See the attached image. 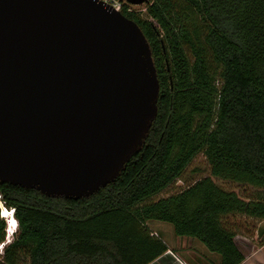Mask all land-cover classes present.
I'll return each mask as SVG.
<instances>
[{
    "label": "trees",
    "instance_id": "trees-1",
    "mask_svg": "<svg viewBox=\"0 0 264 264\" xmlns=\"http://www.w3.org/2000/svg\"><path fill=\"white\" fill-rule=\"evenodd\" d=\"M134 20L159 83L157 113L140 151L116 179L79 199L0 182L18 230L0 264H148L167 249L148 221L199 240L220 264L244 254L227 215L264 219V194L242 196L213 178L264 192V0H153ZM202 153L210 176L152 198Z\"/></svg>",
    "mask_w": 264,
    "mask_h": 264
},
{
    "label": "water",
    "instance_id": "water-1",
    "mask_svg": "<svg viewBox=\"0 0 264 264\" xmlns=\"http://www.w3.org/2000/svg\"><path fill=\"white\" fill-rule=\"evenodd\" d=\"M158 94L149 43L121 12L99 0H0V182L93 194L140 151Z\"/></svg>",
    "mask_w": 264,
    "mask_h": 264
},
{
    "label": "rangeland",
    "instance_id": "rangeland-1",
    "mask_svg": "<svg viewBox=\"0 0 264 264\" xmlns=\"http://www.w3.org/2000/svg\"><path fill=\"white\" fill-rule=\"evenodd\" d=\"M205 176H210L209 164L207 163L203 154L199 153L187 165L183 173L177 177L170 186H168L159 194L155 195L152 200H157L161 197L174 194ZM213 180L221 188L225 190H233L242 196H256L259 194H264L262 190L254 188L250 185L238 184L219 178H213ZM225 219H227L228 227L235 233V235H242L243 252L248 253L254 249L255 246L261 247V245L264 244V219L247 217L240 214H230L225 216ZM153 224L155 226L172 228V225L167 222L153 221ZM11 239L12 237H10L8 240L6 239L5 243L11 241ZM2 249L3 247L0 245V253L2 252ZM257 258H254L257 263L262 264V260Z\"/></svg>",
    "mask_w": 264,
    "mask_h": 264
},
{
    "label": "crops",
    "instance_id": "crops-1",
    "mask_svg": "<svg viewBox=\"0 0 264 264\" xmlns=\"http://www.w3.org/2000/svg\"><path fill=\"white\" fill-rule=\"evenodd\" d=\"M146 225L152 234L160 237L167 246L164 253L148 264H220V256L209 251L199 240L177 236L173 228L155 226L153 221H148ZM234 240L239 250L244 254V260L240 264H258L254 259L257 257L264 264V244L261 247L255 246L250 252L245 253L242 250V235L236 234Z\"/></svg>",
    "mask_w": 264,
    "mask_h": 264
},
{
    "label": "built area",
    "instance_id": "built-area-1",
    "mask_svg": "<svg viewBox=\"0 0 264 264\" xmlns=\"http://www.w3.org/2000/svg\"><path fill=\"white\" fill-rule=\"evenodd\" d=\"M103 2V4L107 7H110L116 11H119L123 14L126 13H134L141 17L152 20L151 17L147 16V8L152 3L153 0H144L141 3L134 4L130 3L127 0H99Z\"/></svg>",
    "mask_w": 264,
    "mask_h": 264
},
{
    "label": "clouds",
    "instance_id": "clouds-1",
    "mask_svg": "<svg viewBox=\"0 0 264 264\" xmlns=\"http://www.w3.org/2000/svg\"><path fill=\"white\" fill-rule=\"evenodd\" d=\"M0 214L5 219L7 224L6 239L8 240L10 237L13 238L18 230V221L14 215V209L3 206L1 207Z\"/></svg>",
    "mask_w": 264,
    "mask_h": 264
}]
</instances>
